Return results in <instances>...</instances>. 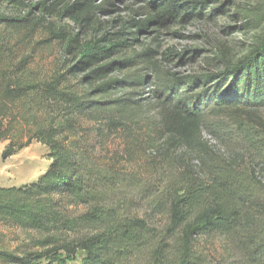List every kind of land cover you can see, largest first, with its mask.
<instances>
[{"label": "trees", "instance_id": "trees-1", "mask_svg": "<svg viewBox=\"0 0 264 264\" xmlns=\"http://www.w3.org/2000/svg\"><path fill=\"white\" fill-rule=\"evenodd\" d=\"M141 1L153 13L130 23L137 30L162 26L166 13L174 18L178 1L185 2L184 18L203 4ZM100 7L60 0L42 8L89 21ZM241 15L244 30L263 19ZM124 31L116 41L84 44L56 36L77 59L65 74L41 73L26 57L14 58L0 33L1 157L35 141L50 161L36 181L0 187V221L36 234L35 252L3 260L66 264L83 253L80 264H264V38L237 59L219 44V69L191 76L165 71L151 48L132 50ZM84 72L80 82L93 87L89 93L66 80ZM147 112L154 114L147 138H137L127 125ZM85 116L126 128L121 151L100 157L96 142L80 138Z\"/></svg>", "mask_w": 264, "mask_h": 264}, {"label": "rangeland", "instance_id": "rangeland-1", "mask_svg": "<svg viewBox=\"0 0 264 264\" xmlns=\"http://www.w3.org/2000/svg\"><path fill=\"white\" fill-rule=\"evenodd\" d=\"M57 1L60 0H28L22 6H16L7 0H0V18L6 20L0 26L4 42L14 58L26 57L41 73L65 74L75 65V54L68 52L66 43L56 37L61 34L66 38L74 36L84 44L102 37L116 41L120 32L125 30L123 39L132 50L138 52V46L151 48L157 52L156 58L165 71L191 76H203L219 69L214 54L219 44H225L230 56L237 59L264 38V0H197L203 1V4L195 6L192 12L196 15L187 18L182 11L186 8L185 2L178 1L171 9L174 18H169L166 13L162 26L150 22L143 26L145 30H137L130 25L132 21L149 19L153 13L141 0H93L94 4L102 7L94 10L89 21L74 20L65 15L54 16L42 8ZM70 1L62 0V3ZM253 13L263 18L261 23L257 26L251 24L254 29H241L240 25L244 22L241 14ZM85 73L66 75L69 86L79 93H89L93 89L91 85L80 82ZM152 89L153 83H149L148 92ZM115 94L121 96L124 92ZM106 98L99 99L105 101ZM153 116V112L136 116V123L127 125L128 130L137 138H147ZM260 116L264 119V110ZM80 128V138H91L96 142V153L100 157L105 153L121 151L120 138H127L126 128L108 127L100 119L87 116L80 121ZM202 137L212 138L207 132H202ZM211 144L217 145L215 142ZM5 146L6 143L0 142V187L30 184L46 171L50 163L47 148L35 141L4 160L1 154ZM218 249L223 252L224 247L218 244ZM35 251L34 232L0 221V264H12L3 260L5 254L23 256L25 252ZM83 257V253H78L74 261L66 264H80Z\"/></svg>", "mask_w": 264, "mask_h": 264}]
</instances>
